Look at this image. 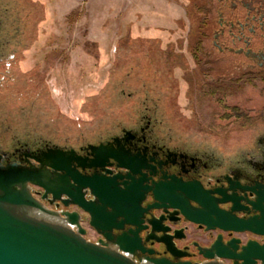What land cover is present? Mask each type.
Listing matches in <instances>:
<instances>
[{
	"label": "rangeland",
	"instance_id": "374dc122",
	"mask_svg": "<svg viewBox=\"0 0 264 264\" xmlns=\"http://www.w3.org/2000/svg\"><path fill=\"white\" fill-rule=\"evenodd\" d=\"M43 1L28 72L18 81L21 99L0 107V149L39 138L96 142L148 113L162 138L228 161L261 128L231 110L232 94L214 80L227 83L232 64L217 47L232 44L228 25L216 40L211 35L218 11L233 17L230 0ZM160 31L167 38L154 36ZM149 58L157 78L147 81ZM239 91L238 105L249 106L248 89ZM143 101L162 110L149 113Z\"/></svg>",
	"mask_w": 264,
	"mask_h": 264
},
{
	"label": "flooded vegetation",
	"instance_id": "af4514ba",
	"mask_svg": "<svg viewBox=\"0 0 264 264\" xmlns=\"http://www.w3.org/2000/svg\"><path fill=\"white\" fill-rule=\"evenodd\" d=\"M43 0H0V107L12 99H21L17 92L19 78L28 72L25 61L29 48L35 42L39 27L45 15ZM230 47L218 45V50L227 49L232 55V64L227 83L216 80L218 91L228 89L234 103L231 110H244L247 116L255 117L261 123L257 134L245 149L233 158L225 161L223 157L215 156L205 150L190 149L184 145L173 144L172 140L162 138L158 134V126L148 113L134 121L131 126H120L96 142H78L73 145H60L46 138L32 141H15L7 149H0L1 163L36 166L35 160L42 157L48 149H74L76 155L85 163L92 159L89 145L108 144L114 150L123 148L129 157L137 159L145 168L146 184L163 180V176L181 178L183 181H199L204 190L209 191L218 209L228 212L239 219H249L260 215L264 208V0H230ZM242 15V16H238ZM219 34H216L218 37ZM216 78V77H215ZM248 89L245 96L246 104L240 107L236 101L239 90ZM147 112V111H146ZM84 175L93 173L114 176L127 174L129 170L118 166L116 161L108 159L104 168H78ZM108 170V172L106 171ZM138 178L139 174H135ZM120 181V180H118ZM34 195L41 200L43 190L32 187ZM87 200L95 197L85 191ZM50 196L41 200L46 206L58 211H78L81 223L86 228V238L100 235L90 227L89 215L76 204L64 205L60 200L49 201ZM154 202L150 193H145L142 207ZM143 226H148L138 232L141 245L145 249H136L129 257L139 264H152V259H167L173 263L189 262L203 264L208 261H219L224 264H235L231 258L218 256L228 242L238 240L243 245L250 240L264 243V236L250 231L223 230L218 227L207 229L206 226L185 220L180 213L173 210L164 212L161 209L150 208L143 214ZM155 220L156 226L164 231H150L148 220ZM124 226V230L129 229ZM120 231L113 230L114 234ZM170 237L173 246L161 240ZM149 250L151 252H149ZM213 252V257H206V252ZM236 264H240L239 261Z\"/></svg>",
	"mask_w": 264,
	"mask_h": 264
},
{
	"label": "water",
	"instance_id": "95a60500",
	"mask_svg": "<svg viewBox=\"0 0 264 264\" xmlns=\"http://www.w3.org/2000/svg\"><path fill=\"white\" fill-rule=\"evenodd\" d=\"M88 147L92 153L88 164L74 149H48L42 157L35 158L38 166L3 165L0 153V264H139L129 254L136 249L145 250L138 232L148 228L142 225V217L150 208L164 212L173 210L185 220L207 229L218 227L264 236V208H260L259 216L239 219L218 209L199 181L185 182L175 176L169 179L163 176V180L148 185L146 174L141 172L145 165L130 158L123 148L114 150L102 143ZM108 159L128 169L129 173L84 175L78 170L86 166L104 168ZM33 186L43 190L41 200L49 195L50 202L60 200L64 205L76 204L89 215L88 223L100 238L97 241L87 239L78 211H58L46 206L34 195ZM85 191L95 200H87ZM145 193H150L154 202L142 207ZM148 224L150 231H164L153 219H149ZM125 225L130 228L124 230ZM113 230L120 232L114 234ZM161 240L169 248L173 246L170 237ZM238 242L237 239L228 242L218 256L240 264H264V243L250 240L238 245ZM205 256L214 255L211 251ZM150 261L152 264H191L167 259ZM203 264L224 263L208 261Z\"/></svg>",
	"mask_w": 264,
	"mask_h": 264
},
{
	"label": "trees",
	"instance_id": "16d2710c",
	"mask_svg": "<svg viewBox=\"0 0 264 264\" xmlns=\"http://www.w3.org/2000/svg\"><path fill=\"white\" fill-rule=\"evenodd\" d=\"M218 13H219V15H218V18H216L214 20V23H213L214 28L212 29V34H211L212 35V38H214V40H216V38H217L216 37V34L217 33L219 34V36L220 35H223L224 28L226 27V24L228 25V31L230 32V21H231V18L229 19V18L224 17L223 15H221V14H223L222 11H218ZM148 60H149V65H147L146 68L149 70V72L146 75L147 76L149 75V78H147V81H150V79L153 80V79L157 78V76H156L157 70L156 69H153V67L151 66V64H150L151 63L150 58ZM150 70H152V71H150ZM158 83L160 85L165 84V82L163 83L162 81H161V83L160 82H158ZM146 103H147L146 101H143L144 108H145V110H148L149 113L158 114L162 110L161 109L159 112H157L158 111V106H157V103L158 102H154L155 104H152V105H147ZM122 116H124V115L122 114ZM115 124H113V125H115Z\"/></svg>",
	"mask_w": 264,
	"mask_h": 264
},
{
	"label": "crops",
	"instance_id": "0c3cea01",
	"mask_svg": "<svg viewBox=\"0 0 264 264\" xmlns=\"http://www.w3.org/2000/svg\"><path fill=\"white\" fill-rule=\"evenodd\" d=\"M153 34H154V36H155V35H159V36H161V37H165V36H166V33H165V32L163 33V32H161V31H160V33H158V34H157V32H155V33H153ZM165 38H167V37H165Z\"/></svg>",
	"mask_w": 264,
	"mask_h": 264
},
{
	"label": "built area",
	"instance_id": "2783aa9c",
	"mask_svg": "<svg viewBox=\"0 0 264 264\" xmlns=\"http://www.w3.org/2000/svg\"><path fill=\"white\" fill-rule=\"evenodd\" d=\"M88 239H89V240H91V241H95V238H94V237H92V236H91V237L89 236V238H88Z\"/></svg>",
	"mask_w": 264,
	"mask_h": 264
}]
</instances>
